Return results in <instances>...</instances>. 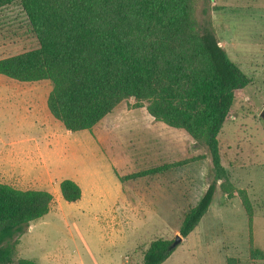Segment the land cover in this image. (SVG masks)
I'll list each match as a JSON object with an SVG mask.
<instances>
[{"label": "rangeland", "instance_id": "rangeland-1", "mask_svg": "<svg viewBox=\"0 0 264 264\" xmlns=\"http://www.w3.org/2000/svg\"><path fill=\"white\" fill-rule=\"evenodd\" d=\"M201 9L197 0L198 19ZM208 15L218 44L250 80L218 135L221 164L234 190L229 196L217 183L207 214L163 264H226L228 258L264 264L249 252L250 241L253 249L264 251V121L259 117L264 110V0H211ZM37 45L22 9L17 4L1 8L0 58ZM50 88L46 80L24 83L0 75V152L21 151L19 158L27 161L23 179L10 172L0 181L43 189L53 199L49 211L15 237L16 257L36 264H141L151 241L179 235L185 213L205 191L211 170L206 150L184 130L152 120L145 108L132 119L67 131L46 108ZM132 104L123 101L119 109L130 110ZM111 165L134 174L150 171L145 175L163 168L160 218L157 204L152 214L151 201L143 204L149 212L143 217L127 210ZM168 170L175 178L170 194L163 190ZM70 178L81 186L75 202L64 201L59 191L61 180ZM240 192L249 202L250 225Z\"/></svg>", "mask_w": 264, "mask_h": 264}, {"label": "trees", "instance_id": "trees-1", "mask_svg": "<svg viewBox=\"0 0 264 264\" xmlns=\"http://www.w3.org/2000/svg\"><path fill=\"white\" fill-rule=\"evenodd\" d=\"M196 1L0 0V9L10 4L22 9L38 44L1 58L0 75L24 83L49 81L46 108L65 130H91L118 104L131 100L133 108L145 107L154 120L184 130L206 150L210 180L178 227L183 238L208 211L218 182L222 193L232 195L218 135L250 84L218 44L208 15L211 0H200V19ZM59 191L66 202L81 197L79 186L68 179L59 183ZM240 194L250 225L249 202ZM51 203L46 191L0 183V264H36L16 257L15 237L44 216ZM172 242L151 241L141 264H163ZM249 252L264 261V251L253 249L251 241ZM226 264L236 261L228 258Z\"/></svg>", "mask_w": 264, "mask_h": 264}, {"label": "crops", "instance_id": "crops-1", "mask_svg": "<svg viewBox=\"0 0 264 264\" xmlns=\"http://www.w3.org/2000/svg\"><path fill=\"white\" fill-rule=\"evenodd\" d=\"M121 104H122V102L120 104H118L112 110V112H110L108 115H106L100 121H102V120L111 121L113 119L116 120L118 118H124V119L125 118H131L132 119V117H136L141 112V108H145V107L129 108L130 110H126L123 112L121 109H119V106ZM152 120H154V119L152 118ZM94 127L95 126L92 127V130ZM20 153H21V151H19V152L18 151L17 152L16 151H10L8 153L0 152V178H1V176H6L10 172L11 173L17 172L21 176L22 179L24 178L25 167L23 165H26L27 161L22 160V158H19V156H21ZM116 154H117V152H116ZM26 155H27V152L25 153V155H23L24 158H26ZM22 161H25V163H23ZM17 165H18V167H17ZM155 167H158V166H155ZM155 167H153V168H155ZM125 168L126 167H124V166H120V168H117L114 165H111V170L120 183V191L118 194L120 195V198H121L122 202L125 204V207L127 208V210H129V212L131 214L133 213V215H137L138 217H143L144 214L149 213L146 211L147 209L143 206V204L146 202L147 203L152 202L151 204L153 205V212H154L152 214H155V210H156L155 207L157 204V210H156L157 214L156 215H158V217L160 218L161 213L159 210V205H160V201H161L160 199L162 196L160 179H161V173L162 172L155 170L150 175H144V176H140V177L132 178V179H125L124 178L125 176H128L129 174L130 175L134 174V173L124 171ZM168 171H170V170H168ZM11 173L9 174V176L12 175ZM167 176H168V179L170 181H169V184L163 190L168 191V193L170 194L171 193L170 191H172V189H174V191H175V182H174L175 178H171L173 176V173L171 171L169 173H167ZM121 178H124V179L120 180ZM68 180L73 181L74 183H76L79 186V188H81V186H80V184L76 178H70ZM143 180H144V183H143ZM145 181H147L148 184H145ZM133 182H135V184H136L135 188L130 185V183H133ZM171 182H173V184H171ZM0 183L9 185V186H11L15 189H18V190H43L40 188H38V189H25V188L21 189V188H17L15 186H13V184H10V183L8 184V183L2 182V181H0ZM94 186H96V183H94ZM96 188H97V186L95 187V189ZM43 191H45V190H43ZM174 194L175 193H173V195ZM170 198H171V196L168 197V199H170ZM199 198H198V200H199ZM203 217L201 218V220L203 219ZM201 220H200V222H201ZM31 228H32V225L30 222L28 229H31ZM125 262L127 264L130 261L126 260Z\"/></svg>", "mask_w": 264, "mask_h": 264}, {"label": "water", "instance_id": "water-1", "mask_svg": "<svg viewBox=\"0 0 264 264\" xmlns=\"http://www.w3.org/2000/svg\"><path fill=\"white\" fill-rule=\"evenodd\" d=\"M259 117L264 121V110H262L260 113H259ZM182 237L180 235H176L170 248L174 249L178 243H180Z\"/></svg>", "mask_w": 264, "mask_h": 264}]
</instances>
